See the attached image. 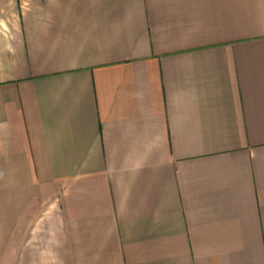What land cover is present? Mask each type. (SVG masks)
I'll return each mask as SVG.
<instances>
[{
  "label": "crops",
  "instance_id": "obj_1",
  "mask_svg": "<svg viewBox=\"0 0 264 264\" xmlns=\"http://www.w3.org/2000/svg\"><path fill=\"white\" fill-rule=\"evenodd\" d=\"M0 264H264V0H0Z\"/></svg>",
  "mask_w": 264,
  "mask_h": 264
}]
</instances>
